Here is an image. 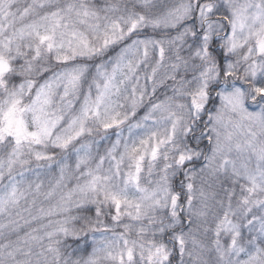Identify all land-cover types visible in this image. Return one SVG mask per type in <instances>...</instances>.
<instances>
[{
    "label": "snow or ice",
    "instance_id": "obj_1",
    "mask_svg": "<svg viewBox=\"0 0 264 264\" xmlns=\"http://www.w3.org/2000/svg\"><path fill=\"white\" fill-rule=\"evenodd\" d=\"M0 264H264V0H0Z\"/></svg>",
    "mask_w": 264,
    "mask_h": 264
}]
</instances>
